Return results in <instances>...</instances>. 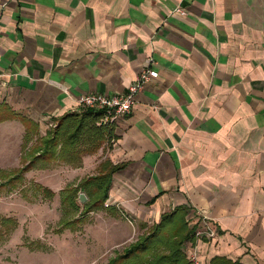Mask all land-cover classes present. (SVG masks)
<instances>
[{
    "label": "crops",
    "instance_id": "crops-1",
    "mask_svg": "<svg viewBox=\"0 0 264 264\" xmlns=\"http://www.w3.org/2000/svg\"><path fill=\"white\" fill-rule=\"evenodd\" d=\"M147 63L158 77L79 157L86 170L124 163L105 213L135 225L132 242L183 205L217 233L197 244L202 264H264V0H0V102L42 136L80 97L126 92ZM4 123L22 161L24 126Z\"/></svg>",
    "mask_w": 264,
    "mask_h": 264
},
{
    "label": "rangeland",
    "instance_id": "rangeland-1",
    "mask_svg": "<svg viewBox=\"0 0 264 264\" xmlns=\"http://www.w3.org/2000/svg\"><path fill=\"white\" fill-rule=\"evenodd\" d=\"M9 125L12 124H0V171L13 174L25 163V150L20 151L22 161L18 162L19 148L13 141L17 144L19 140L5 131ZM79 146L82 150L87 148L83 143ZM95 165L96 162L90 169H83L82 158L70 163L38 164L24 174L23 183L10 190L0 186V214L18 221L17 228L0 244V264H106L111 255L128 245L130 240H124L125 237L129 234L136 237L135 225L124 217L117 216L114 220L104 210L85 215L80 210L68 215L70 208L61 201L66 193L63 194V189L98 172ZM4 179L0 176V184ZM42 187L50 188L54 196H45ZM77 203L83 206L79 199ZM72 217L80 221L62 227Z\"/></svg>",
    "mask_w": 264,
    "mask_h": 264
},
{
    "label": "trees",
    "instance_id": "trees-1",
    "mask_svg": "<svg viewBox=\"0 0 264 264\" xmlns=\"http://www.w3.org/2000/svg\"><path fill=\"white\" fill-rule=\"evenodd\" d=\"M103 110L94 108H80L76 111L63 113L55 117V126L48 127L45 135L39 133V124L20 112H16L6 102H0V123L8 120H19L24 126L22 149L25 150V160L18 169L11 172L0 171V176L5 178L0 184L7 190L14 188L25 180L24 174L33 170L38 164L49 162L70 163L78 161L80 155L89 150L100 148L101 144L111 139L114 135L110 124L104 125ZM100 121V125L97 122ZM87 146L80 149V144ZM28 145V148H27ZM23 155V153H22ZM124 163L112 164L107 160L101 163L100 170L92 176H86L76 185H69L63 189V204L70 208L68 215H85L94 211L104 210L115 213V208L106 201L109 195L113 173L122 169ZM6 174H11L6 176ZM36 186H41L40 184ZM43 194L48 198L54 196L50 188L42 187ZM84 193L87 201L83 206L77 203L79 194ZM189 208L186 206L175 207L160 215L158 222L152 223L143 234L130 242L122 251H116L108 258L106 264H188L187 244L195 241L197 221L190 224L187 219ZM117 215V214H116ZM78 218H70L62 227H71ZM18 226V221L11 216L0 214V244L5 242L10 233ZM210 264H243L225 257H213Z\"/></svg>",
    "mask_w": 264,
    "mask_h": 264
},
{
    "label": "built area",
    "instance_id": "built-area-1",
    "mask_svg": "<svg viewBox=\"0 0 264 264\" xmlns=\"http://www.w3.org/2000/svg\"><path fill=\"white\" fill-rule=\"evenodd\" d=\"M158 71L154 70L149 63L144 66L137 78L128 86V89L124 93L119 95H103L99 93H91L90 95L82 96L78 99L80 108H94L103 110V119L101 122L106 124H112L120 117V115L129 112L134 103L136 94L143 88V84L150 79H156L158 77ZM191 220V219H190ZM207 217L200 218L197 221L195 241L192 244H188L187 260L188 264H202L199 259L198 242L202 240L210 241L215 238L217 233L212 227L208 225Z\"/></svg>",
    "mask_w": 264,
    "mask_h": 264
},
{
    "label": "water",
    "instance_id": "water-1",
    "mask_svg": "<svg viewBox=\"0 0 264 264\" xmlns=\"http://www.w3.org/2000/svg\"><path fill=\"white\" fill-rule=\"evenodd\" d=\"M87 197L84 193L79 194V201L84 203L86 201Z\"/></svg>",
    "mask_w": 264,
    "mask_h": 264
}]
</instances>
